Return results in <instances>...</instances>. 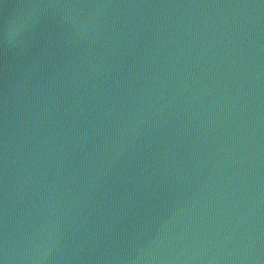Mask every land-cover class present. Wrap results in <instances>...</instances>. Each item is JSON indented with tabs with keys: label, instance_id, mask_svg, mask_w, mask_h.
Wrapping results in <instances>:
<instances>
[{
	"label": "water",
	"instance_id": "95a60500",
	"mask_svg": "<svg viewBox=\"0 0 264 264\" xmlns=\"http://www.w3.org/2000/svg\"><path fill=\"white\" fill-rule=\"evenodd\" d=\"M6 257L264 264V2L0 0Z\"/></svg>",
	"mask_w": 264,
	"mask_h": 264
},
{
	"label": "clouds",
	"instance_id": "9594fccd",
	"mask_svg": "<svg viewBox=\"0 0 264 264\" xmlns=\"http://www.w3.org/2000/svg\"><path fill=\"white\" fill-rule=\"evenodd\" d=\"M24 7L27 8V9H34V8H36L38 6H36V5H26ZM18 15H19V19L21 21H23L25 19L24 14H18ZM32 15H33V13L31 11H29L27 13V16L29 18H31ZM20 31H21V27L18 24L16 19H11V20L7 21L6 24H5V39H6V41L9 44H11L13 39L20 34ZM6 259H7V257L5 258V261H0V264H6Z\"/></svg>",
	"mask_w": 264,
	"mask_h": 264
},
{
	"label": "snow or ice",
	"instance_id": "6c2138e0",
	"mask_svg": "<svg viewBox=\"0 0 264 264\" xmlns=\"http://www.w3.org/2000/svg\"><path fill=\"white\" fill-rule=\"evenodd\" d=\"M262 2H264V0H262Z\"/></svg>",
	"mask_w": 264,
	"mask_h": 264
}]
</instances>
